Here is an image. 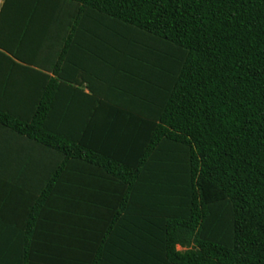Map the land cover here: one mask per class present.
Here are the masks:
<instances>
[{
	"label": "trees",
	"instance_id": "obj_1",
	"mask_svg": "<svg viewBox=\"0 0 264 264\" xmlns=\"http://www.w3.org/2000/svg\"><path fill=\"white\" fill-rule=\"evenodd\" d=\"M0 264H264V0H5Z\"/></svg>",
	"mask_w": 264,
	"mask_h": 264
},
{
	"label": "crops",
	"instance_id": "obj_2",
	"mask_svg": "<svg viewBox=\"0 0 264 264\" xmlns=\"http://www.w3.org/2000/svg\"><path fill=\"white\" fill-rule=\"evenodd\" d=\"M4 1H5V0H2V1H1V3H0V9H1V7H2Z\"/></svg>",
	"mask_w": 264,
	"mask_h": 264
},
{
	"label": "rangeland",
	"instance_id": "obj_3",
	"mask_svg": "<svg viewBox=\"0 0 264 264\" xmlns=\"http://www.w3.org/2000/svg\"><path fill=\"white\" fill-rule=\"evenodd\" d=\"M1 1H2V0H0V3H1ZM179 250H184V249L179 247Z\"/></svg>",
	"mask_w": 264,
	"mask_h": 264
}]
</instances>
